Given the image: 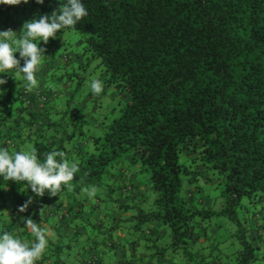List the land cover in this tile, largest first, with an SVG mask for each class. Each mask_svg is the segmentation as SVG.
Instances as JSON below:
<instances>
[{
    "label": "trees",
    "instance_id": "16d2710c",
    "mask_svg": "<svg viewBox=\"0 0 264 264\" xmlns=\"http://www.w3.org/2000/svg\"><path fill=\"white\" fill-rule=\"evenodd\" d=\"M84 3L89 15L75 28L41 42L36 88L7 73L0 86V147L60 151L78 166L70 187L35 198L44 214L55 216L63 195L80 207L90 200L121 213L117 225L132 235L164 223L169 242L148 241L158 258L264 264V0ZM59 6L0 5L1 27L19 36L26 21ZM92 64L102 71L99 96ZM8 193L15 214L34 196L0 180V197ZM229 235L239 242L232 256L221 247ZM47 251L60 262L66 244L49 239ZM89 261L100 264L94 253Z\"/></svg>",
    "mask_w": 264,
    "mask_h": 264
},
{
    "label": "clouds",
    "instance_id": "9594fccd",
    "mask_svg": "<svg viewBox=\"0 0 264 264\" xmlns=\"http://www.w3.org/2000/svg\"><path fill=\"white\" fill-rule=\"evenodd\" d=\"M44 4L45 0H36ZM29 0H0V5H20ZM59 8L51 13H45L23 24L22 30L9 28L0 30V86L8 81L4 74H10L23 86L31 91L38 86L37 72L46 57L47 44L55 39L58 33L64 37V31L75 28L79 22L89 15L84 0H59ZM19 53V58L15 55ZM23 61V64H21ZM90 88L93 95L104 92V83L98 78H92ZM4 89L0 87V92ZM78 170L77 164L65 158L60 151H48L42 156L35 149L21 147L10 151L0 147V180L15 182L22 190L30 189L34 196L20 206L19 212H26L36 197L60 194L62 187H70V182ZM91 197L95 188L84 189ZM21 222L30 231L34 240L31 242L19 238L14 231H0V264H38L45 254L49 244V233L31 217H21Z\"/></svg>",
    "mask_w": 264,
    "mask_h": 264
},
{
    "label": "crops",
    "instance_id": "0c3cea01",
    "mask_svg": "<svg viewBox=\"0 0 264 264\" xmlns=\"http://www.w3.org/2000/svg\"><path fill=\"white\" fill-rule=\"evenodd\" d=\"M1 17L0 12V30H4L1 27ZM138 185L140 194L146 191L142 181ZM13 198L10 193L0 197V231H14L19 238L31 242L34 238L27 240L25 226L21 222V217H31L48 231V239L66 244L65 258L62 261L51 257L46 248L38 264H91L89 260L92 253L99 256L100 264H187L178 255L158 258L149 245V240H168L169 230L162 222L150 223L145 231L137 236L129 234L126 228L118 227L116 216L119 217L121 213L106 210L90 200L85 207H80L79 199L67 195L60 196V206L53 212L55 216L51 217L44 214L46 202L36 199L26 212L15 214L12 211L16 205ZM60 213L70 215L67 223L61 221ZM109 240L115 241V245H109Z\"/></svg>",
    "mask_w": 264,
    "mask_h": 264
},
{
    "label": "rangeland",
    "instance_id": "374dc122",
    "mask_svg": "<svg viewBox=\"0 0 264 264\" xmlns=\"http://www.w3.org/2000/svg\"><path fill=\"white\" fill-rule=\"evenodd\" d=\"M20 18H22L23 19V15H22V12H20ZM21 19V20H22ZM74 35H72L71 37L72 38H74L73 37ZM73 40H75V39H73ZM75 42V41H74ZM101 70L98 68L97 69V66H96V64H92V66H90V68H89V70H88V75H89V78L90 79H92V78H98V79H100L101 78ZM0 203H2L1 201H0ZM0 214H2V212L0 213ZM223 219H227V218H225V217H222ZM215 219H219V217H216ZM228 220V219H227ZM233 224V226H232V228H236V225H234V223H232ZM228 229V231H223V233H227L228 234V232H230V230L229 229H231V226L229 227V228H227ZM222 233V234H223ZM222 238V237H221ZM227 239L228 240H226L225 242H223L222 244H221V247H222V249L223 250H225V251H227L228 252V254H230V256H232V253H234V251L239 247V242H238V238L234 235V236H232V235H229L228 237H227ZM169 238H168V240H167V242H169ZM223 240V239H222ZM159 244L160 245H165V242H159ZM171 256L172 257H174L175 255L173 254V253H171V254H167L166 255V257H168V258H171ZM183 259V258H182Z\"/></svg>",
    "mask_w": 264,
    "mask_h": 264
}]
</instances>
